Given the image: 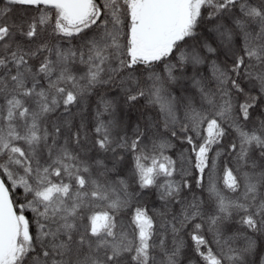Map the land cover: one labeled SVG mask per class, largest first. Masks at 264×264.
<instances>
[{
  "label": "snow or ice",
  "instance_id": "1",
  "mask_svg": "<svg viewBox=\"0 0 264 264\" xmlns=\"http://www.w3.org/2000/svg\"><path fill=\"white\" fill-rule=\"evenodd\" d=\"M0 264H264V0H0Z\"/></svg>",
  "mask_w": 264,
  "mask_h": 264
}]
</instances>
